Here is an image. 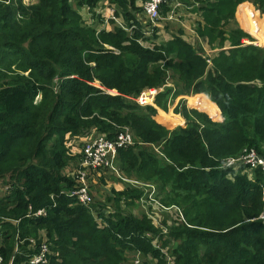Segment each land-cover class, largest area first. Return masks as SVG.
Wrapping results in <instances>:
<instances>
[{
    "label": "trees",
    "instance_id": "trees-1",
    "mask_svg": "<svg viewBox=\"0 0 264 264\" xmlns=\"http://www.w3.org/2000/svg\"><path fill=\"white\" fill-rule=\"evenodd\" d=\"M77 1V9L95 11L102 0ZM139 1L112 0L125 28L99 33L84 26L71 0H38L27 9L0 5V180L9 177L10 188L0 197L4 264H29L43 241L49 264H127L131 253L151 256L155 264H264V175L249 180L221 168L245 149L264 155V48L244 43L251 37L235 18L246 3L240 7L246 28L251 34L254 26L262 29L264 0L193 3L202 17L198 37L210 47L230 44L211 67L180 36L143 46ZM169 79L173 87H166ZM161 88L158 108L167 110L171 94H199L190 107L204 103L203 96L211 117H219V108L224 120L177 107L175 122L183 124L181 115L186 127L165 131L154 119L157 109L133 102ZM125 127L137 142L120 151L118 163L127 175L160 184L166 199L160 190L156 199L170 208V221L157 222L145 211L135 215L129 208L140 204L143 191L130 185L112 191L96 215L93 204L71 197L76 181L66 169L81 156L71 155L69 138L96 132L114 139ZM39 211L44 215L35 216Z\"/></svg>",
    "mask_w": 264,
    "mask_h": 264
},
{
    "label": "rangeland",
    "instance_id": "rangeland-1",
    "mask_svg": "<svg viewBox=\"0 0 264 264\" xmlns=\"http://www.w3.org/2000/svg\"><path fill=\"white\" fill-rule=\"evenodd\" d=\"M195 1L196 0H182V2L179 1L180 6H176V7L174 4L171 8V9L175 10L173 17L170 18V12L171 11L168 13V15H164V14L162 15L161 14V20L158 21L155 26H153L149 23V21L144 17L143 13L138 14L137 18L139 19L141 25L143 26V34H144V37L147 39V40L142 41V45L148 46V47H152L153 44H157V45L164 44L165 45V43H168L173 38L180 36L185 41L189 42L194 48L198 49L199 53H200V55H202V57H204L206 60L209 59V61L211 63V64H209V67H211L213 56L218 54L221 50L230 49V44H229V42H226L223 46L215 45V47H210L205 43V41L203 39L198 37V34L196 31H197L198 25L201 23L202 17H201V14L197 10L198 7H200V6L193 4ZM101 2L98 5V7L95 9V11H90L89 8H83V7L81 9H77V7H78V1L77 0H71V5L75 10L77 9L81 13L83 20H84L83 23L85 24V25L83 24L84 26H86V27L90 26V28L96 29L97 33H99L100 31H103L104 29L107 31L108 30L114 31L115 27H118L117 23L122 22L118 17L115 16V10L117 9V6L115 4H113L112 0H108V3L110 2L109 3L110 6L107 7L108 9H106L107 3H105L104 5L101 6ZM34 4H35V0L31 4H28L27 6H23V9H27L28 7H31ZM138 4L141 5V1H139ZM244 4H246V3H244ZM240 6L237 8V11L235 12V18H236L237 26L240 27L245 33H247L251 37V41L245 40L244 43H246L247 45L253 44L255 46L264 48V38H263L264 35H262L260 37V39L258 40V39H256V37H254L249 32V30L246 28V26L244 24V14H243ZM252 7L255 9V7L253 5H252ZM247 10H249V9H247ZM251 14H252V12H251ZM258 14H259L260 18H262V19L264 18V14L263 15L260 14L259 11H258ZM18 16H19L20 21H23V23L27 22V18L22 16L21 13L18 14ZM252 16H253V14H252ZM113 17L116 18L118 20V22H116ZM253 19L255 20L254 16H253ZM263 24H264V22H263ZM227 29H229V28H227ZM257 29L258 28H256L255 30H257ZM262 29L264 30V27H262ZM255 30H253L254 33H255ZM259 30L261 32H263L261 29H259ZM128 31H131V30L129 29ZM94 84L97 87H101L99 82H95ZM166 87H173L171 79H169ZM107 92L109 94H112V95L117 94V92L115 90L114 91H107ZM162 92H164L163 88L159 89L158 94L162 93ZM196 95H199V94H196ZM196 95L181 96V97L176 98L173 96V94H171L169 99H168L166 111L158 108L156 106L155 100H154L155 106H153V107L155 109H157V112H158V114L154 117L156 123L167 132L174 131L178 127L185 128L186 127V120L181 115H178V116L184 120L183 124L180 125L177 122H175L177 119V117L175 116V115H177V114H175V109L177 107H179L178 109L181 111L183 106L186 107L190 111L195 110V111H198L201 113H205L215 122H222V119L224 120L221 111H219V113H220L219 117H216V118L211 117L212 113L210 112V110H207L204 106V104L207 102L203 96H200L199 99L200 100L203 99L204 103H200V101H199L196 104L195 108L190 107L193 105L192 101L195 99ZM170 98H172L173 100ZM40 99H41V97H37L35 100V103L36 104L39 103ZM145 99H146L147 103H152V99L150 97L146 96ZM209 100H210V98H209ZM134 101L135 100H133V102ZM143 112L146 113V111H143ZM160 116L162 117L161 119L159 118ZM163 120H164V122H163ZM177 121H178V119H177ZM96 134H97L96 132H92L89 135H87L85 138H82V137L69 138L70 141L72 142L71 144H69L70 153H72L71 155L74 156L76 159L78 158L77 156H81L80 153H81L82 148L84 147V144L86 142H88L90 139H92L93 137H95ZM153 148L155 149V151H158V149H159L156 147H153ZM244 151L245 150H243L242 153ZM255 151H257V150H255ZM234 157H236V156H234ZM117 168L120 172V177L113 175V174H103L102 172L99 174L93 175V179L91 181L92 182L91 189H92V194L94 196L93 205L95 206L94 207L95 208V210H94L95 215L100 213L104 209V207H102V204L106 205V199H108L110 197V195H112V191H114V190L123 191V190L128 189L129 185H130L131 187H134V188H137V189L143 191V196L140 200V204H139V202H136V205L134 207L129 208L130 210H132V212L135 215L141 216L142 213L145 211L148 215L156 216V218H158L160 220H164L165 218H166L165 220H167V221L172 220V217H170V219L167 218L165 210H163L157 203H155L154 201L151 200V197L154 198L155 195L158 194V190L161 191L160 184H158L156 181H150V182L140 181L134 175H132V176L127 175L121 169L119 163H117ZM72 170H73V167L69 166V167H67L66 172L68 174H70ZM7 181H9V177H5L4 179L0 180V197H4L9 193L8 191L10 188L7 185ZM151 185L152 186L154 185V187H155V193L154 194L151 193L153 191L150 187ZM165 191L167 192V191H169V189L167 188ZM160 196L162 199H164V200L166 199L165 192L161 191ZM108 205H109L108 207H112L111 204H108ZM105 213L106 214L112 213V209L107 208ZM165 224H166V222H165ZM161 244H162L161 242L157 243V245L159 247L161 246ZM172 245H173V242L170 243L169 248H170V246L172 247ZM166 251H167V249H166ZM137 255L138 254H134V253L127 254V259H128L127 264H133L137 260ZM138 260L140 262L139 264H145V261H147L146 264H155L156 263V260H154L151 256L144 257V256H141V254H140Z\"/></svg>",
    "mask_w": 264,
    "mask_h": 264
},
{
    "label": "built area",
    "instance_id": "built-area-1",
    "mask_svg": "<svg viewBox=\"0 0 264 264\" xmlns=\"http://www.w3.org/2000/svg\"><path fill=\"white\" fill-rule=\"evenodd\" d=\"M22 2L27 6L28 4L33 3V0H22ZM171 2H174L175 7L180 6V2L178 0H142L140 6L143 8L144 17L151 25L155 26L157 22L161 20V9L163 5L171 4ZM174 4H172V6ZM0 5L12 7L18 6L16 0H0ZM170 11V18H172L175 10L171 9ZM114 20L118 22L116 18H114ZM117 26L125 28L122 22H118ZM207 62L208 64H211L209 59H207ZM158 91L159 90L156 89L145 90L137 99H135V102L142 107L148 105L155 106L154 100ZM146 96L150 97L153 102L147 103L145 99ZM136 142L137 141L133 132L128 127L120 129L118 135L114 139H109L104 134H96L95 137L86 142L81 150V157L78 164L74 166L71 173L68 174L76 181L75 188L71 192V197H75L83 206L92 205L93 197L91 191V181L93 179V175L102 172L103 174H113L120 177V172L117 168L119 153L122 150L134 147ZM221 168L232 169L236 173L247 175L249 180H254L257 173L264 175V155L258 153L254 149H245V151L240 155L228 158L224 164H222ZM261 186L263 189L264 201V182ZM150 187L153 190L151 193L154 194L155 187L152 185ZM151 200L157 203L166 212L170 210V208L164 207L159 200L156 199V195L154 198L151 197ZM41 215H44L43 211H39L35 214V216ZM153 217L157 220V222H159L156 216ZM259 219L264 220V214H262ZM169 224H172V222H169ZM186 225H188V223ZM34 250L35 253L30 255L28 258L29 264H49L50 249L46 241H43L42 245L38 248H34ZM139 256L140 254L137 255V260L133 264L140 263L138 260ZM168 261H171V259H168ZM0 264H4L1 252Z\"/></svg>",
    "mask_w": 264,
    "mask_h": 264
},
{
    "label": "crops",
    "instance_id": "crops-1",
    "mask_svg": "<svg viewBox=\"0 0 264 264\" xmlns=\"http://www.w3.org/2000/svg\"><path fill=\"white\" fill-rule=\"evenodd\" d=\"M16 1H17V5H18V6H17V7L14 6L15 9L18 8L19 6H21V7H23V5L26 6V5L22 2V0H16ZM33 1H34V0H33ZM105 1H106V0H103V1L101 2V6L104 5L105 3H107V4H106V9H108L107 7L110 6V4H109L110 2L108 3V0H107L106 2H105ZM37 3H38V0H35V4H37ZM35 4H34V5H35ZM244 5H246V4H242L241 6H244ZM241 6H240V7H241ZM19 13H21V12L18 11L17 16H18ZM260 25H261V24H260ZM261 26H262V25H261ZM262 27H263V26H262ZM258 29H260V28H258ZM261 30H262V29H261ZM262 31H263V30H262Z\"/></svg>",
    "mask_w": 264,
    "mask_h": 264
},
{
    "label": "bare ground",
    "instance_id": "bare-ground-1",
    "mask_svg": "<svg viewBox=\"0 0 264 264\" xmlns=\"http://www.w3.org/2000/svg\"><path fill=\"white\" fill-rule=\"evenodd\" d=\"M256 28H260V27H258V26H254L253 27V29H252V35L254 36V37H256V39H258L257 38V35L254 33V31L253 30H255ZM261 29V28H260ZM263 30V29H262ZM263 32H264V30H263ZM263 38H264V36H263ZM259 40V39H258ZM259 42V41H258ZM153 93H154V91H153ZM206 97V96H205ZM208 100H209V98H207ZM147 102V101H146ZM153 102V101H152ZM209 102H211L210 100H209ZM211 103H213V102H211ZM214 104V103H213ZM217 106V105H216ZM218 110L220 111V109L218 108ZM221 119V118H220Z\"/></svg>",
    "mask_w": 264,
    "mask_h": 264
}]
</instances>
